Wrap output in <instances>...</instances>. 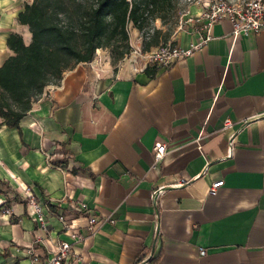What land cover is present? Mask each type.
<instances>
[{
    "label": "crops",
    "instance_id": "obj_1",
    "mask_svg": "<svg viewBox=\"0 0 264 264\" xmlns=\"http://www.w3.org/2000/svg\"><path fill=\"white\" fill-rule=\"evenodd\" d=\"M32 2L0 0V66L10 33L31 42L19 13ZM211 36L149 71L81 62L19 128L0 116V264H32L70 240L60 211L85 236L71 264H264V29L235 35L224 18ZM198 38L190 30L177 45ZM28 193L47 205V229ZM90 212L100 220L92 235Z\"/></svg>",
    "mask_w": 264,
    "mask_h": 264
},
{
    "label": "trees",
    "instance_id": "obj_2",
    "mask_svg": "<svg viewBox=\"0 0 264 264\" xmlns=\"http://www.w3.org/2000/svg\"><path fill=\"white\" fill-rule=\"evenodd\" d=\"M168 0H33L19 13L32 40L10 33L7 45L13 51L0 66V116L3 124L19 128L35 98L66 71L81 62H91L99 48L113 40H129L128 24L143 27L149 7ZM149 68L147 67L146 70ZM62 161H52L60 166ZM25 203L28 202L24 200ZM48 206L55 212L56 207Z\"/></svg>",
    "mask_w": 264,
    "mask_h": 264
},
{
    "label": "built area",
    "instance_id": "obj_3",
    "mask_svg": "<svg viewBox=\"0 0 264 264\" xmlns=\"http://www.w3.org/2000/svg\"><path fill=\"white\" fill-rule=\"evenodd\" d=\"M227 18L232 22L233 32L235 35H248L251 32H258L264 29V0H250L242 3L227 2L225 0L209 3L206 9L196 16L194 24L196 31L199 33L197 43L189 47H181L178 45H169L160 50L152 51L150 53L139 55L140 62L134 60V67L136 70H143L149 64L169 65L176 59L188 57L193 52L203 45H205L211 38V29L213 25ZM226 127L231 126V121L227 120ZM233 143V138L230 140V145ZM166 145L161 144L155 147V160L159 161L165 154ZM224 180L213 182L210 187V194L215 195L223 186ZM163 190L159 187L155 190V197ZM29 204L32 207V215L39 225L47 229L48 222L45 215L44 202H41L34 194L28 193ZM80 208L87 209V204L82 203ZM56 217L63 226V230L68 233L70 240H61L56 244L55 250L50 251L49 256L43 258L38 254H33L32 264H71L74 261H80L82 257L75 252V245L84 239V234L75 229L67 216L63 212H57ZM99 217L92 212L88 216V224L86 226L87 232L92 235L98 229ZM207 250L200 248V254L205 255Z\"/></svg>",
    "mask_w": 264,
    "mask_h": 264
},
{
    "label": "rangeland",
    "instance_id": "obj_4",
    "mask_svg": "<svg viewBox=\"0 0 264 264\" xmlns=\"http://www.w3.org/2000/svg\"><path fill=\"white\" fill-rule=\"evenodd\" d=\"M216 1L220 0H168L158 7L151 6L145 15L143 27H137L132 22L128 24V41L120 38L113 40L112 45L99 48L95 58H98L101 64L108 66H121L125 63L132 65L135 64L134 60L140 62V54L144 55L169 45H177L183 33L190 30L196 31L194 24L196 16L206 9L207 4ZM225 1L242 3L250 0ZM58 83L52 80L47 87Z\"/></svg>",
    "mask_w": 264,
    "mask_h": 264
}]
</instances>
